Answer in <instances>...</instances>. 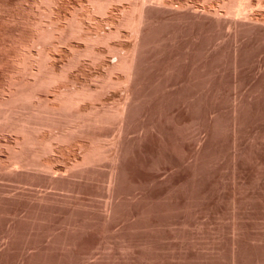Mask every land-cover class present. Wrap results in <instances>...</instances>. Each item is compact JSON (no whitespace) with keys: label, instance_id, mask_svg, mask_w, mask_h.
Returning <instances> with one entry per match:
<instances>
[{"label":"rangeland","instance_id":"rangeland-1","mask_svg":"<svg viewBox=\"0 0 264 264\" xmlns=\"http://www.w3.org/2000/svg\"><path fill=\"white\" fill-rule=\"evenodd\" d=\"M30 1L0 0V264H264V0H243L239 14L237 0H113L100 15H83L86 0ZM134 4L137 21L125 24ZM70 12L85 17L80 28L88 33L78 28L73 38L66 26L60 37L41 34L51 20L67 25ZM110 30L116 34L97 45ZM41 47L54 59L41 64ZM52 66L64 75L54 86L43 83ZM70 88L79 104L60 110Z\"/></svg>","mask_w":264,"mask_h":264},{"label":"bare ground","instance_id":"bare-ground-1","mask_svg":"<svg viewBox=\"0 0 264 264\" xmlns=\"http://www.w3.org/2000/svg\"><path fill=\"white\" fill-rule=\"evenodd\" d=\"M31 1H32V0H31ZM31 1H30V2H31ZM44 1H45V0H42V1H41V5L44 3ZM49 1H52V0H49ZM49 1H48V2H49ZM57 1H58V0H57ZM59 1H60V0H59ZM69 1H70V0H69ZM69 1H68V2H69ZM114 1H115V0H114ZM117 1H118V0H117ZM121 1H122V0H121ZM226 1H227V0H226ZM229 1H230V0H229ZM231 1H232V2L234 1V3H237V1H239L237 4H235V5H237L238 9H236V8H237L236 6H235L236 8H234V4H233V7L231 6V9L234 8V11H235V10L238 11V12L235 11V12L238 13V14H239V12H241V11L244 9V8H243L244 6H245V8H246V5H247V4H246V3H242L243 0H242V1H241V0H237V1H235V0H231ZM240 1H241V2H240ZM247 1H248V0H247ZM258 1H259V0H258ZM261 1H262V0H261ZM19 2H20V1H19ZM33 2H34V1H33ZM42 2H43V3H42ZM45 2H46V1H45ZM48 2H47V3H48ZM52 2H53V1H52ZM52 2H51V6H53V5H52ZM111 2H113V0H86V1L82 2V3H81L82 5L80 4V5H79L80 7H78V8H81V10L84 11L83 15H85V14H86V15H89V11H90V10H94V12H96L95 14H98V12H101V13L104 14V12H106L107 9H110L109 7H111V5H110ZM245 2H246V1H245ZM27 3H28V2H27ZM39 3H40V2H39ZM49 3H50V2H49ZM49 3H48V6L50 7V4H49ZM54 3H56V2L54 1ZM54 3H53V4H54ZM59 3H60V2H59ZM113 3H114V2H113ZM136 3H137V2H136ZM230 3H231V2H230ZM239 3H241V4H239ZM247 3H248V2H247ZM250 3H251V1H250ZM250 3H248V4H250ZM21 4H22V3H21ZM24 4H25V3H24ZM24 4H23V5H24ZM66 4H67V3H66ZM68 4H69V3H68ZM111 4H112V3H111ZM137 4H138V3H137ZM137 4H136V5H137ZM245 4H246V5H245ZM37 5H38V4H37ZM44 5H46V4L44 3V4H43V7H44ZM55 5H56V4H55ZM231 5H232V3H231ZM242 5H243V7H242ZM251 5H252V4H251ZM253 5H254V4H253ZM19 6H20V5H19ZM28 6H29V5H28ZM31 6H32V5H31ZM31 6H30V7H31ZM34 6H35V5H34ZM39 6H40V5H38L37 7L39 8ZM60 6H61V5H60ZM63 6H64V5H63ZM76 6H77V5H76ZM113 6H114V5H113ZM131 6H132V5H131ZM134 6H135V4L132 6V9H131L130 12L127 11V12H129L128 17H126L127 20H126V18L124 17V15L122 14V15H123L122 18H123V17L125 18V20H124V18H123L124 23L127 22V21H128L127 23H129V22H133V21H134L133 23H135V22L137 21V19H136V17H135V14H133V13L135 12V10L137 9L138 6H141V4L138 5V6H135V7H134ZM249 6H250V5H249ZM249 6H248L247 8H249ZM46 7H47V6H46ZM53 7H55V6H53ZM66 7H67V6H66ZM129 7H130V6H129ZM229 7H230V5H229ZM25 8H26V7H25ZM33 8H34V7H33ZM38 8H37V9H38ZM67 8H68V7H67ZM74 8L76 9L77 7H74ZM78 8H77V9H78ZM138 8L140 9L141 7H138ZM51 9H52V8H51ZM75 9H74V11H76ZM128 9H129V8H128ZM25 10H26V9H25ZM48 10H49V9H48ZM66 10H67V9H66ZM123 10H124V9H123ZM126 10H127V9H126ZM30 11H31V10H30ZM36 11H37V10H36ZM111 11H112V10H111ZM136 11H137V10H136ZM139 11H141V9L138 10V11L136 12V14H137V13H140ZM244 11H246V9H244ZM26 12H27V11H26ZM32 12H34L33 9H32ZM50 12H52V13H51V14H48V15H46V16H50V15L52 16V14L55 13L53 10H51ZM50 12H49V13H50ZM59 12H60V11H59ZM67 12H68V11H67ZM22 13H23V12H22ZM28 13H29V12H28ZM61 13H62V12H61ZM70 13H71V14H74L75 12H74V13L70 12ZM106 13H107V12H106ZM114 13H115V11H114ZM118 13H119V12H118ZM124 13H125V12H124ZM242 13H243V12H242ZM46 14H47V13H46ZM59 14H60V13H59ZM59 14H58V15H59ZM75 14H76V15H73V16H71V17H67V18H68L67 21L70 20V21L68 22L67 25H66V24H64L63 26L60 25V24H62V23H60V24L57 23V24H56V22H58L59 19H58L57 21H56V20H51V24H50V26L52 25L51 29H49L50 26L47 27V29H48L50 32H47V31H46V28H45V31L43 30V33H41V34L43 35L44 32H46L45 34L50 33V35L48 34V35H49V39H50L51 36L53 37V35H54V36H57V37H60V36L56 35V31H57V34H58V32H59L60 34H62V33L60 32V30H61V31H62V30L65 31V30H66V26H68V27H67V32L70 31V34H71V33H74V34H75V33H77V31H81V30H84L83 33L86 32L85 29H82V28H84V27L81 25V24L84 23L85 17H84L82 14H81V15H77V12H76ZM103 14H101V15H102V17H101L102 19H104V18H103V16H104ZM116 14H117V13H116ZM26 15H27V14H26ZM63 15H64V14H63ZM98 15H100V13H99ZM105 15H108V14H105ZM111 15H112V14H111ZM126 15H127V14H126ZM51 16H50V17H51ZM53 16H54V14H53ZM53 16H52V17H53ZM59 16L61 17V15H59ZM65 16H66V15H65ZM91 16H92V14H91ZM108 16H109V15H108ZM140 16H141V15H140ZM21 17H22V15H21ZM30 17H31V16H30ZM50 17H49V18H50ZM109 17H110V16H109ZM109 17H108V18H109ZM116 17H117V16H116ZM119 17H120V16H119ZM138 17H139V16H138ZM36 18H37V17H36ZM44 18H45V16H44ZM44 18H42L41 20L43 21ZM54 18H55V17H54ZM88 18H89V17H88ZM96 18H97V17H96ZM113 18H114V17H113ZM32 19H33V18H32ZM46 19H47V18H45V20H46ZM50 19H51V18H50ZM89 19L91 20L92 18H89ZM120 19H121V18H120ZM135 19H136V21H135ZM11 20H12V19H11ZM41 20H40V21H41ZM93 20H94V18H93ZM95 20H96V19H95ZM110 20H111V19H110ZM116 20H117V18H116ZM138 20H139V18H138ZM55 21H56V22H55ZM72 21H73V22H72ZM85 21H86V20H85ZM103 21H104V20H103ZM106 21H107V20H106ZM120 21H121V20H120ZM20 22H21V21H20ZM37 22H38V21H36V23H37ZM60 22H63V21L61 20ZM92 22H93V21H92ZM101 22H102V21H101ZM110 22H111V21H110ZM138 22H139V21H138ZM28 23H29V21H28ZM42 23H43V22H42ZM96 23H97V22H96ZM102 23H103V22H102ZM102 23H101V24H102ZM105 23H106V22H105ZM116 23H117V22H116ZM118 23H119V22H118ZM118 23H117V24H118ZM121 23H122V22H121ZM124 23L122 24V26H121V25H120V26H121V27H124V26H125ZM133 23H132V24H133ZM39 24H40V22L37 23V25H39ZM58 24H59V25H58ZM89 24H90V23H89ZM92 24H93V23H92ZM107 24H108V22H107ZM125 24H126V23H125ZM130 24H131V23H130ZM132 24H131V25H132ZM27 25H28V24H27ZM33 25H35V24H33ZM37 25H36V26H37ZM42 25H43V24H41L40 26H42ZM44 25H46V24L44 23ZM96 25H97V24H96ZM118 25H119V24H118ZM123 25H124V26H123ZM127 25H128V24H127ZM131 25H128V26H131ZM133 25L138 26V25H136V24H133ZM133 25H132V26H133ZM69 26H70L71 30L68 29ZM85 26H86V25H85ZM90 26H91V25H90ZM109 26H110V25H109ZM21 27H22V26H21ZM43 27H44V26H43ZM80 27H82V28H80ZM88 27H89V26H88ZM95 27H96V26H95ZM98 27H99V26H98ZM114 27H115V26H114ZM117 27H118V26H117ZM31 28H32V27H31ZM40 28H41V27H40ZM78 28H80V29L77 30ZM86 28H87V27H86ZM89 28H90V27H89ZM111 28H112V27H111ZM126 28H127V26H126ZM128 28H129V27H128ZM32 29H33V28H32ZM38 29H39V28H38ZM101 29H102V28H101ZM115 29H116V28H115ZM118 29H119V28H118ZM118 29H116V30H117L116 32H118ZM120 29H121V28H120ZM122 29H123V28H122ZM122 29H121V30H122ZM132 29H133V27H132ZM134 29H135V28H134ZM35 30H37V28H36ZM75 30H77V31H75ZM90 30H91V29H90ZM90 30H89V32H90ZM94 30H95V29H94ZM104 30H105V29H104ZM123 30H124V29H123ZM129 30H130V29H129ZM41 31H42V30H41ZM72 31H73V32H72ZM74 31H75V32H74ZM96 31H97V30H96ZM99 31H100V30H99ZM110 31H111V30H110ZM37 32H38V30L36 31V33H37ZM54 32H55V34H54ZM62 32H63V31H62ZM92 32H93V31H92ZM78 33H79V32H78ZM78 33H77V34H78ZM86 33H88V32H86ZM86 33H85V34H86ZM105 33H106V32H105ZM105 33H104V34H105ZM114 33H115V32H113V30H112L110 33H108V34L106 33V35H104V34H102V33H101V34H102V35H101V34L99 33V34L97 35V39L95 40V42H96L98 39H99L98 41H100V40H101V41H105L106 38L110 37V35H113ZM118 33H120V31H119ZM32 34H33V33H32ZM51 34H52V35H51ZM63 34H65V33H63ZM67 34H68V33H67ZM85 34H84V35H85ZM90 34H91V33H90ZM95 34H96V33H95ZM115 34H116V33H115ZM20 35H21V34H20ZM27 35H28V34H27ZM39 35H40V34H38V36H39ZM42 35H41V37L44 38V36H42ZM71 35L73 36V34H71ZM71 35H69V36H71ZM117 35H118V34H117ZM61 36H62V35H61ZM89 36H90V35H89ZM118 36H120V35H118ZM36 37H37V36H36ZM65 37H67L66 34H65ZM65 37H64V38H65ZM75 37H76V35H75ZM92 37H93V35H92ZM94 37H95V36H94ZM94 37H93V38H94ZM116 37H117V36H115V38H116ZM19 38H20V36H19ZM28 38H29V37H28ZM30 38H31V37H30ZM45 38H46V37H45ZM54 38H55V37H54ZM73 38H74V36H73ZM85 38H86V37H85ZM111 38H113V37H111ZM120 38L123 39L122 36L119 37V40H120ZM34 39H35V38H34ZM47 39H48V37H47ZM52 39H53V38H51V40H52ZM55 39H56V38H55ZM55 39H53V40H55ZM60 39L62 40V39H63V36H62V38H60ZM60 39H59V40H60ZM66 39H67V38H66ZM66 39H63V40H66ZM78 39H79V38H78ZM81 39H83V38H81ZM81 39H80V40H81ZM94 39H95V38H94ZM94 39H92V41H93ZM113 39H114V38H113ZM117 39H118V37H117ZM41 40H45V39H41ZM56 40H58V38H57ZM69 40H71V38H70ZM83 40L85 41V39H83ZM83 40H82V41H83ZM86 40H87V39H86ZM88 40H89V39H88ZM108 40H110V39H108ZM111 40H112V39H111ZM115 40H116V39H115ZM119 40H117V41H119ZM35 41H36V40H35ZM35 41L33 42V44L35 43ZM38 41H39V39H38ZM38 41H37V42H38ZM46 41L48 42V40H45V41H44V43H45L44 46H46V44H47ZM101 41H100V42H101ZM120 41H121V40H120ZM120 41H119V42H120ZM31 42H32V41H31ZM37 42H36V43H37ZM39 42H41V41H39ZM73 42H74V41H73ZM86 42H87V41H86ZM86 42H84V43L86 44ZM89 42H91V40H90ZM89 42H88V44H91V43H89ZM95 42H94V43H95ZM105 42H106V41H105ZM109 42H110V41H109ZM109 42L106 43V44H108V47L110 48V45H109L110 43H109ZM119 42H117V43H119ZM16 43H18V42H17V39H16ZM29 43H30V42H29ZM41 43H43V42H41ZM54 43H55V42H54ZM54 43H53V44H54ZM63 43H64V42H63ZM94 43H92V44H94ZM96 43H97V42H96ZM98 43H99V42H98ZM98 43H97V45H98ZM102 43H104V42H102ZM31 44H32V43H31ZM33 44H32V46L34 47ZM37 44H38V43H37ZM39 44H40V43H39ZM39 44H38V45H39ZM55 44H56V43H55ZM88 44H87V46H88ZM99 44H101V43H99ZM22 45H23V44H22ZM28 45H29V44H28ZM42 45H43V44H42ZM50 45H51V44H50ZM57 45L59 46V45H61V43H59V44H57ZM62 45L64 46V44H62ZM80 45H81V44H80ZM103 45H105V44H103ZM103 45H102V46H103ZM115 45H116V44H115ZM115 45H114V48L117 47V45H116V46H115ZM44 46H43V47H44ZM65 46H66V45H65ZM89 46H91V45H89ZM93 46H94V45H93ZM93 46H92V47H93ZM95 46H96V45H95ZM95 46H94V47H95ZM102 46H101V47H102ZM123 46H124V45H123ZM21 47H22V46H21ZM23 47H25V46H23ZM37 47H38V46H37ZM50 47H52V46H50ZM53 47H54V46H53ZM53 47H52V48H53ZM68 47H69V46H68ZM112 47H113V45L111 46V48H112ZM130 47H131V46H130ZM130 47H129V48H130ZM34 48H36V46H35ZM34 48H33V49H34ZM38 48H39V47H38ZM38 48H37V49H38ZM41 48H42V47H41ZM54 48H55V49H52V50H53V51H54V50L57 51L56 47H54ZM71 48H72V49H78L77 47H76V48L71 47ZM71 48H70V49H71ZM84 48H85V47H84ZM89 48H90V47H89ZM95 48H96V47H95ZM95 48H94V49H95ZM98 48H99V47H98ZM102 48H103V47H102ZM102 48H101V49H102ZM105 48H106V47H104V49H105ZM109 48H108L107 51H112V50H109ZM114 48H112V49L115 50ZM119 48H120V47H119ZM121 48H123V47H121ZM121 48H120V51H121ZM26 49H28V48H26ZM26 49H25V50H26ZM48 49H49V48H48ZM59 49H60V48H59ZM79 49H81V48H79ZM79 49H78V51H79ZM86 49H87V48H86ZM91 49H93V48H91ZM30 50H31V48H30ZM49 50H51V49H49ZM52 50H51V51H52ZM67 50H68V49H67ZM81 50L83 51V47H82ZM84 50H85V49H84ZM116 50H117V49H116ZM31 51H32V50H31ZM65 51H66V50H65ZM71 51H73V50H70V52H71ZM89 51H91V50H89ZM93 51H94V50H93ZM93 51H92V53H95V52H93ZM99 51H100V50H99ZM22 52H24V51H22ZM27 52H28V51H27ZM35 52H36V51H35ZM75 52H76V50H75ZM75 52H74V53H75ZM80 52H81V51H80ZM86 52L88 53V51H86ZM96 52H97V51H96ZM113 52H114V51H113ZM17 53H18V52H17ZM50 53H51V52H50ZM50 53H49V51L47 50V48H46V49L42 48V49L40 50V53H39V54L41 55L40 58H37L35 55H33L34 53H33V54L30 53V54H28V56H29V55H33L32 57H35V58H37V59L42 60V61H41V64H42L44 61L49 62L50 59L53 58L52 54H50ZM61 53H62V52H61ZM72 53H73V52H72ZM72 53H71V54H72ZM84 53H85V52H84ZM84 53H83V55H84ZM97 53H98V52H97ZM97 53H96V55H97ZM101 53H102V51H101ZM107 53H109V52H107ZM107 53H106V54H107ZM111 53H112V52H111ZM111 53H109L108 55H111ZM118 53L121 55V53H120L119 51L116 52L117 55H118ZM130 53H131V52H130ZM23 54H24V53H23ZM25 54H26V53H25ZM25 54H24V55H25ZM58 54H59V53H58ZM66 54H67V53H66ZM66 54H65V55H66ZM77 54H79V53L76 52L75 55H77ZM103 54H104V53H103ZM106 54H105V55H106ZM123 54H124V53H123ZM19 55H20V54H19ZM75 55H74V56H75ZM79 55H80V54H79ZM83 55H81V56H83ZM92 55H93V54H91L90 57H92ZM113 55H114V54H113ZM127 55H128L127 53H126V55H124L125 58H126ZM131 55H132V54H131ZM131 55H129V56H131ZM22 56H23V55H22ZM22 56H20V57H22ZM50 56H52V57L50 58ZM72 56H73V54H72ZM77 56H78V55H77ZM85 56H86V55H84V57H85ZM103 56H104V55H103ZM103 56H102V57H103ZM132 56H133V55H132ZM132 56H131L130 58L133 59ZM25 57L27 58V56H25ZM29 57H30V56H29ZM29 57H28V58H29ZM56 57H57V56H56ZM62 57H63V56H62ZM75 57H76V56H75ZM78 57H80V56H78ZM84 57H83V58H84ZM87 57H89V56H87ZM99 57H100V54H99ZM102 57H100V58H102ZM104 57H105V56H104ZM112 57H113V56H112ZM117 57L119 58V56H117ZM122 57H123V56H122ZM10 58H11V57H10ZM22 58H23L24 60L26 59V58H24V57H22ZM49 58H50V59H49ZM66 58H67V57H66ZM68 58H70V57H68ZM71 58H72V57H71ZM76 58H77V57H76ZM93 58H94V56H93ZM97 58H98V57L96 56V59H97ZM100 58L98 59V61L100 60ZM130 58H129V59H130ZM8 59H9V58H8ZM15 59H16V57H15ZM32 59H33V58H32ZM53 59H54V58H53ZM78 59H79V58H77V59H76L77 61H76V60H75V61L78 62ZM96 59H95V60H96ZM120 59H121V58H120ZM120 59H119V60H120ZM129 59H128V60H129ZM40 60H39V62H40ZM48 60H49V61H48ZM73 60H74V59H73ZM83 60H84V59H83ZM93 60H94V59H93ZM101 60H102V59H101ZM103 60H104V58H103ZM130 60H131V59H130ZM11 61H12V60H11ZM15 61H17V60H15ZM15 61L13 60L12 62H15ZM25 61H27V59H26ZM25 61H24V63L19 62V64L22 63V64H20L21 66H22V65H25ZM30 61H31V60H29L28 62L30 63ZM57 61H58V60H57ZM71 61H72V60H70V62H71ZM75 61H73V66H74V68H75V64H76V63H74ZM125 61H126V60L123 59L122 62H120V63H121V66H122V65L124 66ZM34 62H35V61H34ZM52 62H53V61H52ZM67 62H69V61H67ZM67 62H65V63H67ZM94 62H95V61H94ZM94 62H93V63H94ZM114 62H115V61H114ZM130 62H131V61H130ZM130 62H127V63H130ZM26 63H27V62H26ZM109 63H110V62H109ZM115 63H116V64H115ZM115 63H114V64L116 65V69H117V68H118V67H117V64H118V63H117V61H116ZM27 64H28V63H27ZM35 64H36V63H35ZM38 64H39V63H38ZM38 64H37V65H38ZM47 64H49V63H47ZM52 64H53V63H52ZM63 64H64V63H63ZM79 64H80V61L78 62V65H77V66H80ZM81 64H83V62H82ZM114 64H113V65H114ZM32 65H33V64H32ZM37 65H36V66H37ZM53 65H54V64H53ZM55 65H56V64H55ZM60 65H61V64H60ZM67 65H68V64H67ZM70 65H71V63H70ZM98 65H99V64H98ZM110 65H111V64H110ZM113 65H112V66H113ZM115 65H114V66H115ZM14 66H15V65H14ZM16 66H17V62H16ZM39 66H40V64H39ZM39 66H37V67L41 70V68H43V65H42L41 68H40ZM64 66H66V65H64ZM82 66H83V65H82ZM82 66H81V67H82ZM102 66H103V65H102ZM112 66H111V67H112ZM121 66L119 65V67H121ZM22 67H23V66H22ZM44 67H45V65H44ZM54 67H55V66H54ZM56 67H57V66H56ZM61 67H62V66H60V70H61V72H62ZM66 67H67V66H66ZM66 67H65V68H66ZM70 67L72 68V65H71ZM106 67H107V66H106ZM109 67H110V66H109ZM109 67H108V68H109ZM111 67H110V68H111ZM130 67L132 68V62H131V64H130ZM32 68H34V67H32ZM51 68H52V69L48 70L49 72L46 71V72H48V73H47L48 75H45V74H44V75H45L44 78H46V81L44 80L43 83H44V82H48V83L56 82V80L58 81V80H59L58 78H60V77L62 76V75H61L62 73L59 72L60 75H61V76H60L59 73L56 72L57 69H56V71L53 70V66H52ZM58 68H59V67H58ZM96 68H97V67H96ZM121 68H123V67H121ZM125 68H127V67L125 66ZM24 69H25V68H24ZM39 69H38V70H39ZM43 69H44V68H43ZM47 69H49V67L46 68V70H47ZM80 69H81V68H80ZM111 69H112V68H111ZM111 69H110V70H111ZM114 69H115V68L113 67V71H117V70H114ZM30 70H31V68H30ZM40 70H39V72H40ZM65 70H66V69L63 70V73H64ZM67 70H68V67H67ZM67 70H66V71H67ZM71 70H72V69H71ZM73 70H74V69H73ZM75 70H76V69H75ZM102 70H103V69H102ZM26 71H27V70L25 69V71H24L25 73H27L29 70H28L27 72H26ZM81 71H82V70H81ZM96 71H97V70H96ZM104 71H105V70H104ZM113 71H111V72H113ZM119 71H120V70H119ZM13 72H14V71H13ZM16 72H17V71H16ZM16 72H15V73H16ZM24 72H23V73H24ZM36 72H37V73H35V71L32 72V70H31V74H32V73H35V75H36V74H39L38 71H36ZM42 72H44V71H42ZM68 72H70V70H68ZM68 72H67V74H68ZM84 72H85V71H84ZM107 72H108V71H107ZM124 72H125V71H123L122 74H125ZM126 72H127V71H126ZM18 73H19V72H18ZM23 73H22V74H23ZM57 73H58V74H57ZM109 73H110V72H109ZM109 73H107L108 76H109ZM120 73H121V72H120ZM19 74H20V73H19ZM22 74H20V75L22 76ZM31 74H30V75H31ZM41 74H42V73H40L39 75H41ZM80 74H81V73H80ZM88 74H89V73H88ZM92 74H93V73H92ZM92 74H91V75H92ZM94 74H96V73H94ZM105 74H106V73H105ZM118 74H119V73H118ZM118 74H117V76H118ZM26 75H27V74H25L24 76H26ZM30 75H29V76H30ZM39 75H36L37 78H38ZM58 75H59V76H58ZM72 75H73V74H72ZM85 75H87V74L85 73ZM110 75L113 77L114 75H116V73H115V74L113 73V74H110ZM29 76H28V77H29ZM42 76H43V75H42ZM63 76H64V75H63ZM63 76H62V77H63ZM67 76H69V75H67ZM73 76H75V75H73ZM102 76L105 77L106 75H102ZM111 76H110V77H111ZM120 76H121V75H120ZM120 76H119V77H120ZM127 76H129V75L127 74ZM8 77H9V76H8ZM30 77H31V76H30ZM88 77H89V76H88ZM90 77H91V76H90ZM97 77H98V76H97ZM97 77H96V78H97ZM104 77H102V78L104 79ZM125 77H126V76H125ZM10 78H11V77H10ZM19 78H20V77H19ZM21 78H22L21 80H23V79L25 80L26 77H24V78L21 77ZM42 78H43V77H42ZM42 78H41V81L44 79V78H43V79H42ZM66 78H67V77H66ZM79 78H80V77H79ZM81 78H82V77H81ZM92 78H93V77H92ZM99 78L101 79V77H98V79H99ZM108 78H109V77H107L106 80H107ZM116 78H117V77H116ZM127 78H128V80H129V77H127ZM61 79L63 80L64 78H61ZM67 79H69V78H67ZM67 79H65V80L67 81ZM76 79H77V77H76ZM121 79H122V78H121ZM121 79H120V80H121ZM11 80H14V79H11ZM11 80H9L8 82H10ZM16 80H17V79H15L14 81H16ZM21 80H20V81H21ZM30 80H31V79H30ZM34 80H35V78H34ZM37 80H39V79H37ZM65 80H63V81H65ZM73 80H74V79H73ZM89 80H91V79L89 78ZM106 80L104 79L103 81L106 82ZM118 80H119V78H118ZM118 80H117L116 82H118ZM120 80H119V81H120ZM124 80L126 81V78H125ZM27 81H28V79H27ZM35 81H36V80H35ZM35 81H31V82L34 83ZM41 81H40L39 83H41ZM63 81H62V82H63ZM66 81H65V82H66ZM70 81H71V80H70ZM74 81H75V80H74ZM86 81H87V80H86ZM99 81H100V80H99ZM103 81H102V83H103ZM111 81H112V79H111ZM113 81H114V80H113ZM121 81H122V80H121ZM121 81H120V82H121ZM125 81H124V84H125ZM22 82H23V81H22ZM68 82H69V81H68ZM91 82H92V84H93V81H92V80H91ZM94 82L97 83V81H95V80H94ZM107 82H108V81H107ZM109 82H110V81H109ZM114 82H115V81H114ZM3 83H4V82H3ZM15 83H16V82H15ZM28 83H29V81H28ZM28 83H26V84H28ZM35 83H37V82H35ZM57 83H58V82H57ZM60 83H61V82H60ZM77 83H78V82H77ZM81 83H82V82H81ZM110 83H111V82H110ZM128 83H129V81H128ZM6 84H7V83H6ZM11 84H12L11 87H14V86H13V81L11 82ZM18 84H20V83H18ZM21 84H22V83H21ZM46 84H47V83H46ZM58 84H59V83H58ZM67 84H68V83H67ZM69 84H70V82H69ZM73 84H74V83H73ZM84 84H86V83L84 82ZM87 84H89V83H87ZM90 84H91V83H90ZM94 84H95V83H94ZM113 84L115 85L116 83H113ZM122 84H123V83H122ZM122 84H121V87H122V86L124 87V84H123V85H122ZM8 85H9V84H8ZM23 85H24V84H22V86H23ZM33 85H35V84H32V87H31V88H33ZM37 85H38V83H37ZM37 85H36V86H37ZM54 85H56V83H55V84L53 83V86H54ZM64 85H65V84H64ZM64 85H63V86H64ZM100 85H103V86H104V83H103V84H100V83H99V86H100ZM114 85H113V86H114ZM19 86H20V85H19ZM41 86H42V84H41ZM43 86H44V85H43ZM48 86H50V85H48ZM72 86H73V85H72ZM74 86H76V85L74 84ZM78 86H79V85H78ZM80 86H81V85H80ZM85 86H86V85H85ZM90 86H92V85H90ZM106 86H107V83H106ZM109 86H110V85H109ZM117 86H118V85H117ZM6 87H7V86H6ZM9 87H10V86H9ZM11 87H10V88H11ZM15 87H17V85H15ZM20 87H21V86H20ZM27 87H28V86H27ZM29 87H30V84H29ZM51 87H52V86H51ZM59 87H60V86H59ZM59 87H58V88H59ZM82 87H84V85H83ZM94 87H96V85H94ZM115 87H116V85H115ZM115 87H113V89H114ZM126 87H127V86H126ZM0 88H1V87H0ZM2 88H3V87H2ZM2 88H1V89H2ZM37 88H38V87H37ZM53 88H54V87H53ZM56 88H57V86H56ZM62 88H64V87H62ZM67 88H68V87H67ZM71 88H72V87H71ZM71 88H70V89H71ZM78 88H79V87H78ZM80 88H81V87H80ZM84 88H86V87H84ZM90 88H91V87H90ZM100 88L102 89V88H104V87H100ZM110 88H111V87H110ZM13 89H14V88H13ZM16 89H18V88H16ZM20 89H21V88H19V90H20ZM27 89H28V88H27ZM38 89H39V88H38ZM45 89H46V88H45ZM73 89L76 90L75 88H73ZM73 89H71V92H73ZM82 89H83V88H81V90H82ZM86 89H87V88H86ZM93 89H94V88H93ZM93 89H92V90H93ZM115 89L117 90V88H115ZM115 89H114V90H115ZM118 89H121V88L118 87ZM122 89H123V88H122ZM126 89H127V88H125V90H126ZM4 90H5V88H4ZM21 90H22V89H21ZM31 90H32V89H31ZM34 90H35V89H33L32 91H34ZM39 90H40V89H39ZM39 90H37V91H38L37 94H39ZM41 90H42V89H41ZM41 90H40V91H41ZM43 90H44V89H43ZM50 90H52V89L50 88ZM54 90H55V89H54ZM57 90H58V89H57ZM84 90H85V89H84ZM84 90H83V91H84ZM88 90H89V87H88ZM96 90H97V89H96ZM104 90H105V89H104ZM116 90H115V91H116ZM1 91H2V90H1ZM11 91H12V90H11ZM17 91H18V90H16V92H17ZM59 91H60V90H59ZM61 91H62V90H61ZM65 91H66V90H65ZM67 91H68V90H67ZM67 91H66V92H67ZM77 91H78V90H77ZM89 91H91V90H89ZM89 91H88V92H89ZM97 91L99 92L100 90H97ZM102 91H103V90H102ZM111 91H113V90H111ZM6 92H7V91H5V93H6ZM28 92H29V91H28ZM30 92H31V91H30ZM34 92H35V91H34ZM47 92H50V91H49V88H48V91H47ZM47 92H46V93H47ZM51 92H52V91H51ZM94 92H95V91H94ZM100 92H101V91H100ZM1 93L4 94V92H1ZM25 93H27V91H26ZM31 93H33V92H31ZM31 93H30V94H31ZM35 93H36V92H35ZM35 93H34V95H36ZM57 93H59V92H57ZM63 93H64V92H63ZM63 93H60V96H61V97H62L61 94H63ZM67 93H69V92H67ZM81 93H82V92H81ZM81 93H80V95H81ZM86 93H87V92H86ZM96 93H97V92H96ZM96 93H95V94H96ZM102 93H103V92H102ZM111 93H112V92H111ZM125 93H126V91H125ZM20 94H21V93H20V91H19L18 94H16L17 97H18V95H20ZM28 94H29V93H28ZM64 94H65V93H64ZM73 94H74V92L72 93V97H70V96H68V95L65 94L66 97H67V96H68V97H67V98L65 97L64 99L60 97V98L62 99V100L60 99V101L62 102V104L59 105L60 107L57 106V105H55V106H57L60 110H65V109H68V108H70V107H73L74 104L76 105L75 102H78L75 98H73V97H74ZM76 94L79 95V93H76ZM87 94H88V93H87ZM90 94H91V93H90ZM90 94H89V96H90ZM98 94H99V93H98ZM24 95H25V94H24ZM26 95H27V94H26ZM34 95H33V96H34ZM45 95H46V94H45ZM47 95H48V94H47ZM55 95H58V94H55ZM69 95H70V94H69ZM74 95H75V94H74ZM82 95H83V94H82ZM85 95H86V94H85ZM99 95L101 96L102 94H99ZM115 95H116V94H115ZM123 95H124V94H123ZM126 95H128V94L126 93ZM5 96H6V95H5ZM7 96H8V95H7ZM22 96H23V95H21V97H22ZM28 96H29V95H28ZM36 96H37V95H36ZM83 96H84V95H83ZM94 96L97 97L98 95H94ZM100 96H99V97H100ZM121 96H122V95H121ZM14 97H15V96H14ZM25 97H26V96H25ZM34 97H35V96H34ZM34 97H33V98H34ZM38 97H39V96H38ZM87 97H88V96H87ZM116 97H117V96H116ZM125 97H127V96H125ZM22 98H23V97H22ZM29 98H30V97H29ZM47 98H48V96H47ZM49 98H50V101H53V99H55V98L51 99V97H49ZM58 98H59V96H58ZM83 98H85V96H84ZM90 98H91V97H90ZM93 98H94V97H93ZM93 98H92V99H93ZM102 98H103V97H102ZM110 98H111V97H110ZM110 98H109V99H110ZM120 98H121V97H120ZM120 98H119V99H120ZM122 98H123V97H122ZM12 99H13V98H12ZM20 99H21V98H20ZM27 99H28V98H27ZM36 99H37V98H36ZM43 99H44V98H43ZM56 99H57V98H56ZM56 99H55V100H56ZM79 99H81V98L79 97ZM92 99H90V100L93 101ZM95 99H96V98H95ZM115 99H117V98H115ZM115 99H114V100H115ZM119 99H118V101H119ZM124 99L126 100V98H124ZM124 99H123V100H124ZM34 100H35V99H34ZM39 100H41V98L38 99L37 101H39ZM85 100H86V99H85ZM85 100H84L82 103H84ZM87 100H88V99H87ZM87 100H86V101H87ZM103 100H104V99H103ZM114 100H113V101H114ZM125 100H124V101H125ZM4 101H5V99H4ZM4 101L2 100L3 105L5 104ZM9 101H11V100H9ZM18 101H19V99H18ZM30 101H31V100H30ZM30 101H29V102H30ZM35 101H36V100H35ZM37 101H36V102H37ZM42 101H43V100H42ZM42 101H41V102H42ZM45 101H46V100H45ZM50 101H49V103H50ZM81 101H82V99H81ZM113 101H112V102H113ZM0 102H1V101H0ZM2 102H1V103H2ZM6 102H7V101H6ZM23 102H24V101H23ZM27 102H28V101H27ZM39 102H40V101H39ZM41 102H40V103H41ZM53 102H54V101H53ZM53 102H52V103H53ZM58 102H59V99H58ZM10 103H11V102H10ZM24 103H25V102H24ZM31 103L33 104V102H31ZM43 103H44V102H43ZM52 103H51V104H52ZM56 103H57V101H56ZM94 103H95V102H94ZM113 103H117V101H116V102L114 101ZM122 103H123V102H122ZM7 104H8V103H7ZM12 104H14V102H12ZM29 104H30V103H29ZM41 104H42V103H41ZM44 104H45V103H44ZM54 104H55V103H54ZM57 104H58V103H57ZM78 104H79V102L77 103V105H78ZM80 104H81V103H80ZM75 105H74V106H75ZM91 105H92V104H91ZM94 105H95V104H94ZM94 105H93V107H94ZM106 105H107V104H106ZM110 105H111V104H110ZM115 105H116V104H115ZM118 105L120 106V104H118ZM123 105H124V103H123ZM4 106H5V105H4ZM8 106H9V104H8ZM35 106H37V105H35ZM39 106H40V105L38 104V107H39ZM41 106H42V105H41ZM41 106H40V107H41ZM45 106H46V105H45ZM52 106H53V105H51V107H52ZM55 106H53L52 108H54ZM82 106H84V105H82ZM5 107H6V106H5ZM75 107H76V106H75ZM80 107H81V106H80ZM80 107H79V108H80ZM90 107H91V106H90ZM96 107H97V105H96L94 108L96 109ZM107 107H108V106H107ZM109 107H112V105L109 106ZM121 107H122V106H121ZM121 107H120V108H121ZM2 108H4V107H2ZM94 108H92V109H94ZM113 108H114V107H113ZM115 108H116L117 110L119 109L118 107H115ZM123 108H124V107H123ZM5 109H6V108H5ZM34 109H37V108H34ZM70 109H71V108H70ZM72 109H73V108H72ZM77 109H78V108H77ZM92 109H91V110H92ZM95 109H94V110H95ZM107 109H109V108H107ZM111 109H112V108H111ZM111 109H109V111H110ZM116 109H112V110H113V111H114V110L116 111ZM0 110H1V109H0ZM9 110H10V109H9ZM37 110H38V109H37ZM39 110H40V109H39ZM42 110H46V108H45V109H42ZM50 110H51V109H50ZM53 110H56V109H53ZM57 110H58V109H57ZM84 110H85V108H84ZM88 110H89V109H88ZM6 111L8 112V110H6ZM46 111H48V110H46ZM92 111H93V110H92ZM100 111H101V110H100ZM100 111H98V112L95 111V113L98 114V113H100ZM104 111H107V110H104ZM109 111H107V112L109 113ZM2 112H4V111H2ZM52 112H53V111H52ZM61 112H62V111H61ZM78 112H79V111H78ZM83 112H84V111H83ZM102 112H103V111H102ZM120 112H122V110H121ZM5 113H6V112H5ZM79 113H80V112H79ZM79 113L76 112V114H79ZM85 113H86V112H85ZM90 113H91V111H90ZM108 113H107V114H108ZM111 113H112V112H111ZM113 113H114V112H113ZM80 114H81V113H80ZM93 114H94V113H91V116H90V117L94 116ZM2 115H3V114H2ZM102 115L104 116V114H102ZM115 115H116V114H115ZM5 116H6V115H5ZM5 116H4V117H5ZM78 116H79V115H78ZM95 116H96V115H95ZM95 116H94V118H95ZM99 116H100V115H99ZM4 117H3V118H4ZM83 117H84V116H83ZM87 117H88V116H87ZM1 118H2V117H1ZM5 118H6V120H7V116H6ZM1 120H2V119H1ZM3 120H4V119H3ZM23 120L25 121V119H23ZM27 120H28V119H27ZM27 120H26V122H28ZM14 123H15V122H14ZM20 123H21V122H20ZM22 123H23V122H22ZM29 123H30V122H29ZM14 125H15V124H14ZM14 125H13V126H14ZM16 125H17V124H16ZM21 125H23V124H21ZM28 125H30V124H28ZM46 126H47V125H46ZM18 127L20 128V124H19V126L17 125V128H16V129H18L17 131H19V128H18ZM23 127H24V126H23ZM27 127H29V126H27ZM29 128L31 129V127H29ZM36 128L39 130L40 128H45V127H39V128L36 127ZM36 128H35V129H36ZM14 129H15V127H14ZM20 129H21V128H20ZM22 129H23V128H22ZM22 129H21V130H22ZM24 129L27 130L25 127H24ZM24 129H23V130H24ZM30 129H29V130H30ZM32 129H33V127H32ZM32 129H31V130H32ZM45 129H48V131L50 130V129L47 128V127H46ZM45 129H44V130H45ZM25 130H24V131H25ZM29 130H28V131H29ZM33 130H34V129H33ZM17 131H15V133H16ZM24 131H21V133H22V132L24 133ZM29 132H32V131H29ZM41 132H43V129H42ZM45 132H46V130H45ZM19 133H20V132H19ZM21 133H20V134H21ZM37 133L40 134V132H36L35 134H37ZM53 133H54V132H53ZM20 134H19V135H20ZM27 134H28V132H27ZM29 134H30V133H29ZM29 134H28V135H29ZM33 134H34V133H33ZM16 135H17V134H16ZM31 135H32V134H31ZM50 135H51V134H50ZM62 135H63V134H62ZM62 135H61V136H62ZM23 136H24V134H23ZM26 136H27V135H26ZM26 136H25V137H26ZM29 136H30V135H29ZM29 136H27V137H29ZM41 136H42V135H41ZM54 136H55V135H54ZM58 136H60V135H58ZM61 136H60V137H61ZM16 137H17V136H16ZM33 137H34V136L32 135L31 138H33ZM50 137H51V136H50ZM62 137H63V136H62ZM23 138H24V137H23ZM38 138L40 139V136H39ZM45 138H48V137H45ZM52 138H53V137H52ZM52 138H51V139H52ZM58 138H59V137H58ZM58 138H57V139H58ZM65 138H66V137H65ZM26 139L29 140V138H26ZM42 139H44V137H43ZM42 139H41V140H42ZM48 139H50V138H48ZM66 139H67V138H66ZM31 140H32V139H31ZM46 140H47V139H46ZM60 140H63V139H60ZM67 140H69V139H67ZM42 141H43V140H42ZM44 141H45V140H44ZM54 141H56V140H54ZM54 141H53V143H54ZM70 141H72V140H70ZM27 142H28V141H27ZM30 142H31V141H30ZM30 142H29V143H30ZM38 142L41 143L40 140H39ZM38 142H36V143L39 144ZM51 142H52V141H51ZM56 142L58 143V140H57ZM59 142H60V141H59ZM64 142H65V141H64ZM67 142H68V141H66L65 143H67ZM72 142H73V141H72ZM32 143H33V142H32ZM61 143H62L61 145H64L63 142H61ZM85 143H86V142H84V144H85ZM91 143H94V142H91ZM91 143H90V144L88 143L89 147H90V145H93V144H91ZM95 143H96V142H95ZM27 144H28V143H27ZM34 144H35V143H34ZM37 144H35V145H37ZM43 144H44V143H41L40 145L43 146ZM46 144H48V141H47V143H45V145H46ZM49 144H50V142H49ZM58 144H60V143H58ZM72 144H73V143H72ZM76 144H77V143H76ZM76 144H75V145H76ZM22 145H24V144H22ZM45 145H44V147H45ZM50 145H51V144H50ZM52 145H53V144H52ZM66 145H68V144H66ZM81 145H82V144H81ZM95 145H96V144H95ZM97 145H100V144L98 143ZM29 146H30V145H29ZM38 146H39V145H38ZM42 146H40V147H42ZM46 146L48 147V145H46ZM53 146H54V145H53ZM53 146H51V147H53ZM56 146H57V145H56ZM58 146H59V145H58ZM58 146H57V147H58ZM26 147H27V146H26ZM40 147H38V148H40ZM49 147H50V146H49ZM51 147H50V148H51ZM54 147H55V146H54ZM54 147H53V148H54ZM60 147H61V146H60ZM67 147H68V146H67ZM70 147H71V146H70ZM83 147H84V146H83ZM87 147H88V146H87ZM91 147H92V146H91ZM93 147H94V146H93ZM98 147H100V146H98ZM19 148H20V147H19ZM21 148H24V146L21 147ZM21 148L18 149V150H22ZM28 148H29V147H28ZM28 148H26V149H28ZM36 148H37V147H36ZM38 148H37L36 150H38ZM45 148H46V147H45ZM45 148H44V149L41 148V150H42V151L44 150L43 152H46ZM62 148H63V147H62ZM73 148H75V147H73ZM85 148H86V147H85ZM24 149H25V148H24ZM24 149H23V150H24ZM26 149H25V150H26ZM48 149H49V148H48ZM48 149H47V150H48ZM59 149H61V148H59ZM68 149H70V148L68 147ZM76 149H77V148H76ZM13 150L16 151V149H13ZM23 150H22V151H23ZM25 150H24V151H25ZM49 150H50V149H49ZM80 150H81V148H80ZM82 150H83V148H82ZM84 150H85V149H84ZM90 150H93V148H91ZM94 150H95V148H94ZM94 150H93V151H94ZM15 151H14V152H15ZM39 151H40V149H39ZM51 151H52V150H51ZM55 151H56V150H55ZM66 151H67V149H66ZM73 151H74V150H73ZM97 151H98V150H97ZM99 151H100V148H99ZM36 152L38 153V156H39L40 153H39L38 151H35V153H36ZM40 152H41V151H40ZM43 152H41V153H43ZM48 152H49V151H48ZM48 152H47V153H48ZM58 152H59V151H58ZM87 152L89 153V151H87ZM87 152H85V153L82 152V154H83V155L85 154L84 156L86 157ZM91 152H92V151H91ZM11 153H12V156H14L13 159H15V158L17 157V155H16L17 152H15V154H14L13 151H11ZM25 153H26V152H25ZM47 153H45V154H47ZM49 153L52 154V152H49ZM53 153H54V151H53ZM93 153H94V152H93ZM95 153H96V151H95ZM32 154H34V153H32ZM45 154H44V156H45ZM56 154H57V153H56ZM60 154H61V153H60ZM60 154H59V155H60ZM74 154H75V153H74ZM96 154H98V153H96ZM100 154H101V152H100ZM15 155H16V156H15ZM18 155L21 157L20 152H19ZM23 155H25V154H23ZM26 155H27V154H26ZM34 155H35V154H34ZM48 155H49V154H47V156H48ZM53 155H54V154H53ZM66 155H67V154H66ZM88 155H89V154H88ZM12 156L10 155V157H12ZM29 156H30V154H29ZM38 156H36V157H38ZM41 156H42L41 158H44L43 155H41ZM61 156H62V155H61ZM81 156H82V155H81ZM97 156H98V155H97ZM10 157H9V158H10ZM88 157H89V156H88ZM25 158H26V156L23 157L22 159H25ZM32 158H33V157H32ZM34 158H35V157H34ZM49 158H50V157H49ZM93 158H94V157H93ZM11 159H12V158H11ZM65 159H66V158H65ZM74 159H75V158H74ZM80 159H81V158H80ZM82 159H83V158H82ZM84 159H85V158H84ZM16 160H17V159H16ZM16 160H15V161H16ZM18 160H19V159H18ZM26 160H27V161H30L31 159H29V160L26 159ZM26 160H25V161H26ZM32 160H33V159H32ZM34 160H35V159H34ZM49 160H50V159H49ZM70 160H71V159H70ZM91 160H92V159H91ZM13 161H14V160H12V162H13ZM15 161H14V162H15ZM21 161H22V160H20V162H21ZM82 161H84V160H82ZM87 161H88V160H87ZM89 161H90V160H89ZM16 162H17V161H16ZM16 162H15V163H16ZM30 162H31V161H30ZM85 162H86V160H85ZM26 163H27V162H26ZM75 163H76V161H75ZM77 163H79V161H77ZM13 164H14V163H13ZM51 164H52V163H51ZM73 164H74V162H73ZM14 165H15V167H16V164H14ZM39 165H40V164H39ZM43 165H44V166H49L48 164L46 165V163L43 164ZM70 165H71V164H70ZM52 166H53V165H52ZM50 167H51V166H50ZM50 167H49V168H50ZM47 168H48V167H47ZM51 168H53V167H51ZM60 169H61V168H60Z\"/></svg>","mask_w":264,"mask_h":264}]
</instances>
